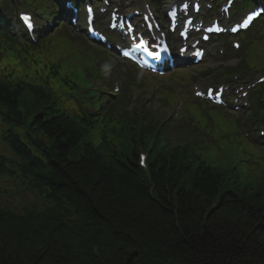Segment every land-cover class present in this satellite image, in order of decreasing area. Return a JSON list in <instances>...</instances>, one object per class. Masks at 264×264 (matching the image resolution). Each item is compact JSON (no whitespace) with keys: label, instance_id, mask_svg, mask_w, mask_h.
Returning a JSON list of instances; mask_svg holds the SVG:
<instances>
[{"label":"trees","instance_id":"1","mask_svg":"<svg viewBox=\"0 0 264 264\" xmlns=\"http://www.w3.org/2000/svg\"><path fill=\"white\" fill-rule=\"evenodd\" d=\"M20 94L0 83V117L9 124L0 141L11 152L0 154L9 182L0 192L27 193L32 202L16 212L0 200V264H264V196L223 191V176L193 166L187 149L178 159L154 154L149 181L135 150L112 162L86 143L70 161L83 127L36 97L43 115L24 134L45 148L40 160L13 133L22 125Z\"/></svg>","mask_w":264,"mask_h":264},{"label":"rangeland","instance_id":"2","mask_svg":"<svg viewBox=\"0 0 264 264\" xmlns=\"http://www.w3.org/2000/svg\"><path fill=\"white\" fill-rule=\"evenodd\" d=\"M40 21H41V22H44V19H40ZM56 43H57V45H58V49H57V50L62 51L64 47L62 46L61 42L56 41ZM57 50H56V51H57ZM261 57L264 58V55L262 54ZM262 60H264V59H262ZM142 99H144V96L142 97ZM141 101H143V100H139V99L137 98L136 100H134L133 106H134V107L139 106L140 103H141ZM119 138H120V141H126V140L128 139V137L125 136L124 134H121ZM114 143L117 144V141H114ZM224 143H226L225 140L219 142V145H220V146H223ZM245 167H246V168H249V167L253 168L252 164H250V161L245 162V163H242V164H240V165L238 166L239 170H242V168H245ZM263 169H264V163H263V165L260 164V165L256 168V171L253 172L254 175L252 176V179H253V183H254V185L257 183V173L261 174V173L263 172V171H262ZM243 177H244V176L241 174V179H243Z\"/></svg>","mask_w":264,"mask_h":264},{"label":"snow or ice","instance_id":"3","mask_svg":"<svg viewBox=\"0 0 264 264\" xmlns=\"http://www.w3.org/2000/svg\"><path fill=\"white\" fill-rule=\"evenodd\" d=\"M249 19H251V17H249ZM22 20L26 23L27 28L31 29L33 28V24L30 22L31 18L28 16H23ZM242 27H247V20L244 22L243 25H241ZM232 31H236L235 28L232 29Z\"/></svg>","mask_w":264,"mask_h":264},{"label":"bare ground","instance_id":"4","mask_svg":"<svg viewBox=\"0 0 264 264\" xmlns=\"http://www.w3.org/2000/svg\"><path fill=\"white\" fill-rule=\"evenodd\" d=\"M19 195L24 196L23 193H20ZM16 200L17 201L14 202V209L16 212H19L24 206V200L23 199L21 200L20 198H18ZM56 207H58V206H56Z\"/></svg>","mask_w":264,"mask_h":264}]
</instances>
